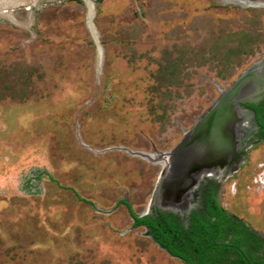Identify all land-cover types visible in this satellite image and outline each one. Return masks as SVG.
Returning <instances> with one entry per match:
<instances>
[{
    "label": "rangeland",
    "instance_id": "374dc122",
    "mask_svg": "<svg viewBox=\"0 0 264 264\" xmlns=\"http://www.w3.org/2000/svg\"><path fill=\"white\" fill-rule=\"evenodd\" d=\"M261 59L264 0H0V264H182L120 202L164 168L151 214L186 205L196 120ZM230 160L206 184L264 237V140Z\"/></svg>",
    "mask_w": 264,
    "mask_h": 264
},
{
    "label": "trees",
    "instance_id": "16d2710c",
    "mask_svg": "<svg viewBox=\"0 0 264 264\" xmlns=\"http://www.w3.org/2000/svg\"><path fill=\"white\" fill-rule=\"evenodd\" d=\"M254 114L256 136L264 140V100L243 104ZM217 187L206 184L201 192V209L188 214L187 225L169 212L136 216L121 201L133 226L145 228L153 241L182 264H264V237L243 221L234 219L219 203Z\"/></svg>",
    "mask_w": 264,
    "mask_h": 264
},
{
    "label": "water",
    "instance_id": "95a60500",
    "mask_svg": "<svg viewBox=\"0 0 264 264\" xmlns=\"http://www.w3.org/2000/svg\"><path fill=\"white\" fill-rule=\"evenodd\" d=\"M243 90H244V94L241 93V91ZM222 94L223 97H221V99L214 102L210 110L207 111L202 118L196 120L195 127L190 135L191 136L190 141H191V145L197 151L200 152L201 156L199 157V160L200 159L203 160L204 158H210L211 164H214L216 162H219V164L228 162V171L231 174L232 171L229 169L231 155L236 154L238 157H242V156H239L235 151H233L231 146L228 145V141L219 135V129L224 127V125L229 124V122L231 123V121L234 120L235 117H237L238 110L247 111L251 117L253 124L255 125L253 112L250 111L249 109L244 108L243 106H241V104H257L258 102L264 100V59H261L260 61L254 63L250 68L242 72L238 76L232 87L228 89L226 92H223ZM211 124H213L214 127L212 129H209V131H207L206 127L208 128L211 127ZM199 133L202 134L208 133L209 146L216 151L220 150V152H218L219 154L222 153L223 150V154H220V157H218V155L215 153H209V151L207 150V148L209 149V146L204 145L202 148L196 146L194 143L195 141H197L196 138L199 137L198 135ZM247 147H248L247 144L242 147L243 155ZM203 148L206 151H204ZM215 158H219V159H215ZM192 209L193 208L186 209L185 218H187L188 213ZM160 210L172 213L177 217H179L180 221L182 220V217L173 211L166 209L163 210L160 209ZM144 215H152V214L144 213Z\"/></svg>",
    "mask_w": 264,
    "mask_h": 264
},
{
    "label": "bare ground",
    "instance_id": "6f19581e",
    "mask_svg": "<svg viewBox=\"0 0 264 264\" xmlns=\"http://www.w3.org/2000/svg\"><path fill=\"white\" fill-rule=\"evenodd\" d=\"M242 118L246 119L248 122L253 124L251 117L247 111L238 110L237 117H235V119H234L235 121L232 120L231 123L229 122V124H226V125H224V127L219 129V135L228 141V145H230L231 148L233 149V151H235L239 156H243L242 147L246 144H247V146H249L248 142H249L251 134H252V131L249 130L247 127L241 126L240 120ZM213 127H214L213 124H211V127H209V128L206 127L207 131H209V129H212ZM198 135H199V137L196 138L197 141H195L194 144L196 146H198L199 148H202L204 145L209 146V144H208V140H209L208 135L209 134L208 133H203V134L199 133ZM203 150L206 151L204 148H203ZM207 150L209 151V153L217 154L218 157H220V154H223V150H222V153L219 154L218 152H220V150L216 151L210 146H209V149L207 148ZM215 159H219V158H215ZM202 161L203 162H201V166L196 171H194V172L192 171V172L188 173L184 177V179H182V182H183L182 191L184 192V199L183 200H185V198L189 196L192 189L200 181L201 176L204 177V176L210 175V174L213 175L217 172L222 173L223 177H226V178L228 176H230V173L228 171V162H224L222 164H219V162H216L214 164H211L210 158H204ZM164 172H165L164 168H162L161 173H160V179L161 180H160V182L156 183V187L154 189L152 198L154 197L158 188L162 184ZM178 183H179V181H178ZM174 201H175V203H178V204L180 203L179 199L177 197L175 198ZM163 205L165 207H167L168 210L176 213L175 210L178 206H175V205L169 204V203H165ZM178 208H180V207H178Z\"/></svg>",
    "mask_w": 264,
    "mask_h": 264
},
{
    "label": "flooded vegetation",
    "instance_id": "af4514ba",
    "mask_svg": "<svg viewBox=\"0 0 264 264\" xmlns=\"http://www.w3.org/2000/svg\"><path fill=\"white\" fill-rule=\"evenodd\" d=\"M244 108H246L245 106H243ZM246 109H248V108H246ZM251 111V110H250ZM249 130H251L252 131V134H251V137H250V140H249V142H248V144H249V146L251 145V144H253L254 142H256V141H259L260 139H258L257 138V136H256V133H257V126H256V124L254 125V124H251L250 122H249V125L248 126H246ZM162 170V169H161ZM229 177V176H228ZM226 179V177H223V175H222V173H220V172H217V173H215V174H210V175H206V176H204V177H202L201 179H200V181L198 182V184L192 189V191L190 192V194H189V196L188 197H186L185 198V200H183V202H186V205L184 206V207H182V208H176V213L177 214H179L181 217H182V220L180 221L181 222V224H182V221H184V222H186V224H187V219H188V216H187V218H185V216H186V209H189V208H193L192 210H196V209H201L202 207H201V201H200V195H201V192H202V189H203V187L206 185V183L208 182V181H219V182H221V181H223V180H225ZM160 176H159V180L157 181V182H160ZM159 192V188H158V190H157V192L156 193H158ZM156 193H155V195H156ZM155 195H154V197L152 198V200L150 201V203H149V206H148V210H147V212L146 213H152V211H153V205L155 204ZM182 205H184V203L182 204ZM160 209H166V210H168L167 209V207H165L164 205H157ZM174 209V208H173ZM191 210V211H192ZM189 214V213H188ZM153 215H155V213H153L151 216H153ZM183 225V224H182ZM184 226V225H183ZM147 232V231H146Z\"/></svg>",
    "mask_w": 264,
    "mask_h": 264
}]
</instances>
